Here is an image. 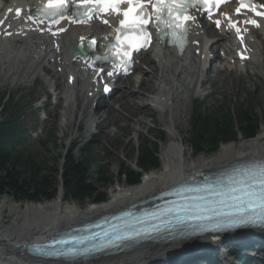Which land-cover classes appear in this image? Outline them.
<instances>
[{"label":"bare ground","instance_id":"1","mask_svg":"<svg viewBox=\"0 0 264 264\" xmlns=\"http://www.w3.org/2000/svg\"><path fill=\"white\" fill-rule=\"evenodd\" d=\"M21 1L22 0H8V4L3 6V8L6 7L4 11L11 9L8 6L14 3L18 4L16 7L12 8V11L18 7L24 8V4L21 3ZM6 15H9L8 11H6L3 16ZM227 16L232 17V24H235L236 27L227 30L222 28L221 32L223 36L221 39L231 36L232 34L245 35V38L241 41L239 46H245L251 57H253L252 59H254L258 54V49L263 43L257 42L256 38L252 36L256 33L264 40V21H256V24L259 26H255L252 23H245V21L253 20L243 16H233L231 11L228 12ZM103 21H107V23L104 24L102 22L101 24H95L93 28H75L70 25V30L61 37V47L57 49V54L54 53L52 55L51 51H49V47L44 41H34L33 39L27 38L29 35L27 31L29 25L23 20H19L17 23L7 25L9 27L8 32H18L20 35H24L26 40L18 37L17 42H12L11 44L5 43L4 45L0 43V55H4L8 60H10L12 56L21 60L30 58L33 60V64L36 67L47 63L51 68L56 69L59 85H62V83L68 84L67 96L66 98L64 97L68 104L76 103L84 105L82 113L84 117H81V121H84L88 115L90 119L100 118V110L97 111V109L98 106L102 104L99 101L95 104V108L89 112L86 109L87 105L92 101L86 89L88 85L86 81L77 74L80 68H78L76 60H71V56L67 53V49L80 38H94L100 45L103 40L109 36L108 28L110 20L105 18ZM226 25L227 24L224 23L223 27ZM199 26L200 23L197 20L192 23L189 46L181 57H177L168 49L159 47L152 48L153 51L150 55L143 56V65H140L136 69L140 72V80L138 78L131 80L129 78L131 76H128L122 81H125L123 83L125 86L124 90L117 87L116 91L119 95L117 100V102H119L118 108L115 109L113 106L108 105L104 106L105 109L101 110V113L103 115L105 114V120H107L108 116L111 114L110 109L121 113L120 111L123 107L126 109L148 107V109L154 110V114L161 113L162 115L171 112L168 121L171 134L169 135V140L166 145L161 148L159 155L162 168H159L157 171L154 170L143 174L141 180L135 186L126 189H113V191L109 192L108 198L101 203L87 202V204L80 205L74 201H66L61 187L58 188L55 198L43 203H26L22 206H15L13 204L10 205L8 198H0V264H67L57 261L48 263L41 260H34L29 254L36 255L37 251L36 249H31V246L35 243L45 244L50 240L49 238L56 233L69 230L70 227L75 225L99 219L105 214L134 207L136 205L140 206L142 203L147 204L150 199L156 197L158 193L163 192L166 188L198 179L201 174L205 172L224 169L234 162L264 159V135L262 132L251 140L223 144L210 156L200 155L192 157V153H189V151L183 147V141L177 139L181 132L179 119L180 113L184 110L185 101L180 95L186 93L187 96L189 94V87L193 84V88H195V85H197L199 81L198 78L208 72L205 66H203L200 69L198 78L196 77V83L191 80L190 75H194L192 68L195 62L198 61L201 64L207 63L210 54L209 50H215L217 48V43L211 45L210 49L204 47V36ZM237 28L240 30L239 33L236 30ZM50 47H52V45H50ZM230 50V46H225L223 56L225 55L228 58V62L232 61L235 63L236 68L240 70V65H237L235 57H229L228 54ZM7 62L8 61L0 60L1 65H6ZM143 67H146L144 71L148 72L147 75L139 70ZM209 69L211 70V66ZM12 76L14 77V73ZM135 86L139 87V89H141L142 86L150 90L153 89L154 95L147 96L148 102L151 104H146L144 102L146 100L145 91L139 92L135 90ZM200 86H202L201 82ZM60 87L61 86H57L56 88L60 89ZM80 93H82V95H80ZM64 98L59 94V103L57 106H61V102ZM152 105H155V109L151 108ZM165 118L166 115L162 120ZM162 123H165V121H162ZM68 126L69 122L65 120L63 128L66 129ZM145 126L146 123L144 120L139 119L134 123L133 131L139 135ZM77 139L76 137L73 138L72 142L77 141ZM149 206L151 205H148V207ZM5 219L8 220L6 221ZM199 245L200 244L197 246ZM187 246L193 247L194 244L191 243ZM176 249L177 246L175 245H144L128 250L116 257L74 264H156L158 263L157 261L160 262V260L163 259L160 257L163 253H165L164 258H166L161 262L181 264L184 261L181 260L177 262V259L184 257V251L180 248H178V250ZM210 249L215 248H207L208 251ZM216 249L219 250L220 248ZM171 251L173 252L171 253Z\"/></svg>","mask_w":264,"mask_h":264},{"label":"rangeland","instance_id":"2","mask_svg":"<svg viewBox=\"0 0 264 264\" xmlns=\"http://www.w3.org/2000/svg\"><path fill=\"white\" fill-rule=\"evenodd\" d=\"M254 35L260 36L256 33ZM212 41L218 42L219 48H221L222 44L224 45L223 42H221L222 44L220 43L219 39L216 36L215 38L214 37L212 38ZM259 52L260 53L255 58L256 63L254 62L249 63L248 65L243 67L242 71H237L233 67L229 68V65H223L221 64L222 62L221 61V62H216L214 65L215 69L218 70L219 72L215 73L213 71V72H209L210 74L208 73L207 75L201 78L199 77L198 79L200 81L201 80L204 81L205 92H212L213 95L212 97L204 98L205 92L197 93L196 91H190L188 95L189 98L185 99L186 98L185 93L181 94L180 97L184 98L185 101H184V110L183 112L180 113V119H179L181 132L179 133L178 135L179 138L177 139L178 140L181 139L183 141V147L187 151H189V153H192L190 147L187 144L189 138L188 132L190 130L189 122H190L191 111L193 110L192 101H194L195 99H198L203 103H205L204 106L206 109H208V112L210 114L218 113L219 109L222 107L225 108L226 110L232 111L235 108H238L240 104H244L249 101H251L250 103H252L253 106L255 107V112L257 114L259 113V111L264 110V46L261 48ZM217 55H221V49L218 51ZM215 56L216 53L210 51V57L214 58ZM0 59L3 61H8V58H0ZM215 59H217V57H215ZM140 65L142 66L143 62L140 63L139 65L137 64L136 69ZM0 67H1L0 95L4 94L6 98L9 95V97L14 99V102L15 101L19 103L23 102V104L30 103L32 99L30 97L24 98L23 96L27 92L26 89L31 87L32 84L31 81H33L32 78L30 76H27L25 73H23V79H22L21 78L22 74L19 77L18 67H15V70L13 71L14 77L15 76L18 77L19 81H14L12 76L13 75L12 71L9 72L8 69L9 67H7L8 72L3 71L2 66ZM194 67L193 70L198 71L200 64L197 63ZM52 70L55 72V74H57L56 69L53 68ZM139 70H141L146 75L148 73L144 71L146 70V67H143L142 69ZM4 72L7 73L5 74ZM139 73L140 72H138V74ZM135 77L137 78L139 77V75ZM196 77H197V73H195V75H193L191 78H193V81L194 80L196 81L197 79ZM129 78L131 80L134 79V77H129ZM124 82H122L121 85L118 86L123 90L125 87L123 84ZM41 83L35 85L37 90L44 89L43 88L44 86ZM57 86H61L60 89L58 90L59 93L60 90L63 89V86L59 85V82L58 84L55 85V87ZM196 88H198V85H196ZM135 90L139 92L145 91L146 100L144 102L146 104L149 103L148 97L150 95H154L153 89L150 90L144 86H142L141 89L135 86ZM35 93L36 92L32 90L31 94H33V96ZM2 101L4 102L3 99ZM112 101L114 102V100ZM74 104L75 106H82V107L78 109L75 108V112L74 109H72L71 114H69L68 116L64 115V106H66L65 102L62 103V106H58L60 108L62 107L61 110L54 109L53 106L47 108L48 121H46L43 124L41 123L40 125L41 128L44 127L46 128L42 129L41 134L38 135V136H42V139H44L47 134L46 137H48L49 140L48 142L46 140L42 141L43 143H45L43 144V147L41 146V144L36 143L31 139L28 141L31 153L34 156H36L39 160L46 162V164L44 165L45 168L53 167L55 166L54 164H56L57 167H59L60 164H58L57 160H60L61 159L60 157H62V155H65L66 150L71 149V145L73 144L75 145L71 153L72 158L75 161L81 159L83 146L91 140L92 137L91 133H93L94 131L93 128L94 124L100 121L97 120L96 118V120L94 119L92 122H90L88 121L89 117L88 118L86 117L84 121H81V117H84V115H82L84 105L76 104V103ZM108 105L113 106V108H115L114 105L111 104H106L105 106ZM101 107L102 106H98L97 111L100 109H105V107L103 108ZM71 108L73 107L69 106V110ZM110 110H111V114L108 116L107 120H105L103 122V125L96 130V133L99 134L98 137L100 136L99 137L100 139L98 138L96 140L97 141L96 145L93 144L94 146L92 148V153H91V165H89V163L85 164V167H88L89 169L92 168V169L104 170L106 172V176L111 180L112 183L108 184L105 187L101 186V184H98L96 182L93 183L94 189L96 191V195L98 194V196L104 197L105 198L104 201L108 198L109 192L113 191V189L130 188L125 184H123V181L119 178V173L124 167L127 166H129L131 169L137 170L136 150L142 144L147 142L150 144L154 142L157 143V156L160 161V168H162V163L159 156L160 150L164 145H166L168 134H171V131H169V124H168L169 116L171 115V112L165 114L166 118L162 120L165 115H162L161 113L154 114V110L148 109V107L140 108V109H134V108L126 109L123 107V109L120 111L121 113L113 111L112 109ZM99 115L102 118L101 119L102 121L105 114L103 115L101 111H99ZM139 119H143L144 122L146 123V126L144 129L141 130L139 135H137L133 131L134 130L133 125ZM31 120H33V123H35V117L33 115L23 119V123H27V122L30 123ZM65 120L69 122V126L66 129L63 128ZM162 121H165V123H162ZM78 123L80 126L78 125ZM76 128L78 131L80 129V132H77ZM100 131L103 133L100 134ZM159 132L163 133V141L162 140L158 141L157 139ZM261 132L264 135V126L261 128L260 133ZM75 137L78 138L77 141L72 142V139ZM241 141H247V140H241ZM191 155L192 157L200 156V155H194L193 153ZM202 155L210 156L208 154H202ZM82 162L83 163L85 162L84 158H82ZM58 188L59 186L57 187L56 191H58ZM2 197L8 198L10 205L13 204L15 206H19V205L22 206L25 205L26 203H29V202L17 203L14 202L8 196H2ZM44 201L45 200L34 203H43ZM87 202L90 201L85 200L82 203L77 202V204L84 205L87 204ZM5 220L7 221L8 219Z\"/></svg>","mask_w":264,"mask_h":264},{"label":"trees","instance_id":"3","mask_svg":"<svg viewBox=\"0 0 264 264\" xmlns=\"http://www.w3.org/2000/svg\"><path fill=\"white\" fill-rule=\"evenodd\" d=\"M1 98L0 109H3ZM250 102L240 104L232 111L222 108L213 114L200 106L194 108L187 141L192 153L212 155L223 144L236 142L239 138L251 140L256 137L264 124V110L257 114ZM10 108L5 107L0 121V197L8 196L17 203L49 201L55 198L60 184L66 201L103 202L105 198L96 195L93 183L105 187L112 182L104 170L85 167L86 163L91 165L87 147L82 155L84 163L74 161L69 153L61 169L56 164V167L45 168L46 162L19 151L22 132L16 125V119L13 120ZM158 135L162 137L161 133ZM136 151L137 170L127 166L119 173V178L128 187L137 185L143 174L160 168L156 142L144 143Z\"/></svg>","mask_w":264,"mask_h":264},{"label":"snow or ice","instance_id":"4","mask_svg":"<svg viewBox=\"0 0 264 264\" xmlns=\"http://www.w3.org/2000/svg\"><path fill=\"white\" fill-rule=\"evenodd\" d=\"M123 0H116L112 4H104L103 7L110 8L113 12L119 13V4ZM131 4V0H128ZM196 2H201V0H196ZM206 3V0H203ZM71 0H48L46 9H50V12H47L46 15L53 18V21L58 23L61 19L66 17L67 9L69 8ZM195 6V3H184L183 0H157L153 7V15L158 29L168 28L174 32L181 28L180 17L184 21L190 19L189 16H185L184 12L187 11L189 7ZM249 10H254L249 6ZM92 11H99V8L93 7ZM237 14L240 13V9L237 8ZM257 15H264V13L257 12ZM123 19L119 21L121 30L126 28L134 29L136 31H141L143 25L148 23L152 17L149 16L145 8L136 4L129 8L128 11L122 13ZM91 16H88V19H91ZM31 19V16L28 17ZM107 23V21H104ZM245 23H252L255 26L256 21H245ZM217 27L220 26V21H216ZM231 27H236L235 24H231ZM239 33V28L236 29ZM187 29L184 28L180 33L181 37L186 36ZM150 38L144 40V44L148 42ZM128 41L131 47H135V50H139V47H142L143 44L139 43L138 37H128ZM121 41L118 40V43ZM93 44L95 41L92 42ZM126 58H130L129 52H124ZM108 89L105 88V91ZM252 190L246 191L244 196L234 198L228 207L232 209L231 211L217 212L213 210L212 215L208 217L209 220H212L216 223V228L213 231H219L223 229H235L240 227L255 226L259 225L264 227V170H261L258 190L257 185H250ZM63 243H67L64 241Z\"/></svg>","mask_w":264,"mask_h":264}]
</instances>
